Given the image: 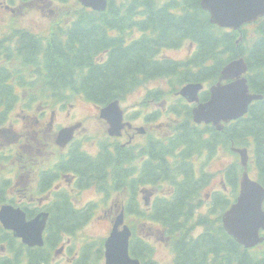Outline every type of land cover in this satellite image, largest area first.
Returning a JSON list of instances; mask_svg holds the SVG:
<instances>
[{"label":"trees","instance_id":"trees-1","mask_svg":"<svg viewBox=\"0 0 264 264\" xmlns=\"http://www.w3.org/2000/svg\"><path fill=\"white\" fill-rule=\"evenodd\" d=\"M58 1L67 8L68 3L75 0ZM108 1L106 12H95L80 4L75 6L77 13L72 19H58L45 39L20 27L22 25L14 17L9 34L0 35V125L16 106L51 108L53 100L60 99L64 104L77 97L79 92L99 107L115 100L122 101L136 88L158 84L165 78L174 85L169 93H154L155 101L172 98L177 92L174 91L178 88L176 85L202 81L215 83L226 64L239 56L244 57L248 65L251 90L264 97V18L244 30L243 41L237 48L239 34L212 25L208 13L200 6L201 0ZM165 28H170L169 33L163 30ZM177 31L179 39L169 40L177 36ZM185 40L198 47L194 60L177 63L159 58L163 50L176 49ZM142 111L145 116L146 108ZM184 119L188 118L183 117L177 123ZM185 123L184 135L178 140L184 149L183 159L169 163L154 160L150 179L141 181L139 189L147 184L160 192L170 187L178 193L173 203L177 205L183 201L193 206L192 211L194 207L202 206V193L214 180L212 184L216 190L221 188L220 184L231 189L235 198L244 169L232 147L250 149L248 171L264 185V99L255 102L246 117L225 126L223 131L206 126L197 128L191 119ZM196 145L200 147L198 158L191 153ZM170 148L172 152V144ZM104 150L103 182L114 189L113 194L117 192V209L123 205L129 209L126 213L129 219L145 221L136 214V218L131 217L132 211L139 207L136 198L139 190H135L130 179V151L117 144L116 159L114 145L106 144ZM223 154H233L234 160L224 165L220 161ZM204 162L207 163L203 165ZM214 168H217L215 179L210 173ZM6 188L0 184V205L7 202ZM150 195L152 191L146 194ZM216 200L211 208L213 216L208 213L198 218L197 224L193 222L194 226H204L198 241L201 240V251H205V256L212 252L210 264H264L263 245L245 249L224 231L222 225L219 226L220 219L216 214L227 210L233 199L225 201L218 195ZM159 203L161 208L151 219L159 223L161 229L169 230L171 225L166 227L164 224L166 206L162 201ZM51 213L44 248L23 247L0 224V244L7 243L10 252L7 257L0 254V264H49L64 235H74L78 229L74 224L78 219L70 216L80 212H59L55 208ZM64 214L71 222L63 225L59 216ZM136 225V221L133 222V226ZM149 234L153 236L151 232ZM169 236L172 242L180 240V229L175 226V230H169ZM146 240L137 241L132 254L143 264H159L153 258L157 249ZM180 242L183 245L185 240ZM183 259L187 261L185 257Z\"/></svg>","mask_w":264,"mask_h":264},{"label":"flooded vegetation","instance_id":"flooded-vegetation-1","mask_svg":"<svg viewBox=\"0 0 264 264\" xmlns=\"http://www.w3.org/2000/svg\"><path fill=\"white\" fill-rule=\"evenodd\" d=\"M43 1L0 0V12L2 13L0 35L9 34V27L12 25L17 13L21 16L29 12L23 11V5L27 4L33 7ZM163 30L169 33L170 28ZM178 34L179 31L176 32L177 37L172 40H178ZM193 46L194 44L191 43V49H194ZM207 85L208 83L205 84L204 91L198 93V101L195 102L180 97L177 92L174 93L172 98L155 101L154 93L148 91L146 93L148 99L142 103V105L147 106L145 107L146 115L139 114L138 105L133 106L131 111L123 108L124 122L130 123L132 129L126 127L121 136L115 137L107 134L108 124L106 120L101 119V108L99 107H95L99 111V117L89 118L88 120L102 123L105 128L95 132H91L88 127L86 129L83 122H78L77 116L72 113L74 108L71 107L19 108L17 113L20 117L16 121L21 125H24L22 124L24 122L27 127L36 126L35 131L36 133L41 131V136L33 134L28 136L27 133L25 135L24 133H15L14 130H9L11 135H7L1 131L6 140L0 146V160L4 162L0 164V184L6 187L9 182L8 193L13 196L16 203L23 205L29 213L34 210H45L48 205L59 202L58 206L64 205L61 208L56 207L59 212L73 210L80 212L70 216L71 219H78L77 224L80 225L88 224L98 216L116 217L117 213L125 208L121 205L117 209V192L114 194L113 202L110 201L107 205L104 201V196L111 197L114 189L109 185L105 186L103 182L106 159L102 154V141L107 138L112 140V145L116 150V159L117 143L126 151H130V179L133 186H135V190H139L141 181L150 179L154 160L169 163L183 159L184 149L179 146V139L172 143V152H170L171 144L166 140V137L170 134L168 127L172 128L180 119L187 117L191 119L197 128L206 126L208 129L211 127L216 129L213 123L199 124L195 118V109L209 100L206 92ZM161 87L164 89L162 92L169 93V89L172 87L169 78H165L161 82ZM161 95L164 96L165 94L162 93ZM80 123H83V125L81 129L76 131L75 138L71 143L64 146L57 145V137L62 128L73 127ZM1 127L2 125H0V129ZM160 130L164 131V136H159ZM22 135L25 138L33 137V143L26 141L25 144V141H22ZM122 139L127 140L123 142ZM79 140H83L84 143L77 144ZM191 153H194L198 158L200 155L199 145L192 148ZM17 167L19 176L28 174L23 179L24 184L21 185L16 180ZM146 192V189L141 191L143 194H146ZM172 195L173 193L168 191L164 196L166 206L164 224L166 227L171 225L169 230H175V226H177L180 229V240H185V243L182 245L180 240H176L171 244L168 252L169 256L167 254L168 264H210V261L213 260L212 252L205 256V251H201V240L198 241L200 231L204 230V226L200 224L193 225V222L197 224L198 218L201 217L197 215L194 218L195 211L200 209L194 207V211H192L193 206L183 201H180L177 205H171ZM85 197L88 198L87 201L84 200ZM145 199L147 200L146 197ZM62 200L64 201L62 202ZM210 201L211 194H207L204 206H202L203 209H208V202ZM68 218L67 214L60 215L59 221L64 225L71 222L68 221ZM57 225L62 224L57 222ZM155 226L157 225L149 222L145 228ZM169 230L163 229L160 235L161 241L168 246H170L171 241ZM262 235L264 236V231ZM100 241L77 242L75 247L74 244L72 245V238L61 244L60 248H64L62 253H60V250L57 251V247L53 255L60 258V260L66 259L65 262L69 264H105L106 258L101 257L102 247L97 245ZM209 244H211L210 239ZM262 244V250H264V242ZM184 248H186V252ZM54 257H52L51 264ZM183 257L187 261H184ZM202 257H207V259Z\"/></svg>","mask_w":264,"mask_h":264},{"label":"water","instance_id":"water-1","mask_svg":"<svg viewBox=\"0 0 264 264\" xmlns=\"http://www.w3.org/2000/svg\"><path fill=\"white\" fill-rule=\"evenodd\" d=\"M84 6L97 11H104L107 0H80ZM201 7L210 13V22L220 27L240 30L244 24L252 23L264 16V0H202ZM248 66L244 58L230 62L221 71L219 82L211 89L210 100L200 104L195 109V118L199 123H213L219 130L223 129V122L243 117L249 110L250 104L261 100L262 95L251 94L248 79L244 74ZM224 81H230L224 83ZM202 85H188L181 94L190 102L197 100ZM101 116L110 124L111 136H120L123 124V112L119 102L110 103L101 111ZM79 127L65 128L59 133L61 144H67L73 139L75 130ZM241 155V162L245 168L241 183L240 195L235 204L224 214L223 223L227 233L241 245L247 248L256 246L262 238L260 231L264 230V187L250 178L248 173L249 151L237 149ZM122 215L117 220V227L122 225ZM0 219L8 230L14 231L16 238L34 247L43 246V232L48 214L38 215L27 221L26 214L21 209L3 207ZM120 220V221H119ZM119 233V232H118ZM112 233L106 243V264H141L138 259H132L129 254V230Z\"/></svg>","mask_w":264,"mask_h":264},{"label":"rangeland","instance_id":"rangeland-1","mask_svg":"<svg viewBox=\"0 0 264 264\" xmlns=\"http://www.w3.org/2000/svg\"><path fill=\"white\" fill-rule=\"evenodd\" d=\"M45 2L49 3L48 0H45ZM28 9H29L28 13L21 15V16L17 13V16H16L19 18L23 27H27V28L29 27V29L33 33H36V29L39 28V30H41V28H44L50 24L48 20L51 14L47 15L44 12H42L38 5L34 6L33 8H28ZM52 10H55V6L53 7ZM23 11H26V9ZM1 14L2 13L0 12V18L2 17ZM9 19H10V16H9ZM0 27H1V23H0ZM192 52H191V44L189 42H185L176 49H165L161 53V56L165 58H171L175 60L184 61V60H187V58L190 56ZM159 86H160V83L158 84L155 83V84L149 85L148 87L147 85H142L136 88L134 92H131V95L126 97V100L124 101V103L120 102L121 107L132 108L133 106L138 105L137 109L141 110L142 108H144V105H142V103L145 102L146 92L148 90H153L154 88L159 87ZM19 107L20 106H16L13 110H11L8 113V118L5 119L8 121L6 123L7 129L11 128L8 124H11L10 122L13 120L15 123L13 124L12 127L16 133H24V135L27 133L28 136H30L31 134L41 136V131L36 133L35 131L36 126L27 127L25 126L24 122H22V124L24 125H21L20 123H18V121H16V119H19L20 117V115L17 113V110L19 109ZM67 107L74 108V111L72 113L77 116V120H79L78 122L84 123L86 129L88 127L91 132L104 130L105 127L102 125V123H98L93 120H88L89 118L99 117V111L95 108L96 106L85 103L83 100L79 99L75 101L74 103L68 105ZM131 110L132 109H129V111ZM83 123L79 124V128L82 127ZM159 133H160L159 136H164L163 130H160ZM47 136L50 137L51 135H47ZM32 138L33 137L25 138V136H23L22 141H25V144H26V141L33 143ZM126 140L127 139H122L123 142H125ZM240 149H243V147H240ZM250 159L251 158L249 157V160ZM232 160H234L233 154L231 155L223 154L220 157V161L224 162L225 163L224 165L231 163ZM212 190H213V186L210 188V191ZM113 199H114V196H113ZM113 199H112V202H113ZM84 200L87 201L88 198L85 197ZM206 209L207 208H204L202 210H206ZM117 220H118L117 216L116 217L98 216L97 218H95V220H92L91 222L86 224L81 230L77 231V234L74 237H76V239L78 240L77 242H83L85 240L92 242L94 240H97L103 237H108V235L115 232ZM114 222H115V227L113 226ZM161 231L162 230H160L158 226L144 228V231L141 232L140 235L145 237L150 243H152L153 245L157 247V253L154 255V258L157 259L161 264H168L169 258L167 257V254L169 252V247L168 245L159 241ZM199 231L200 229L198 230V232ZM118 232H121L120 227H117V233ZM149 232H151L153 236H149ZM67 239H69V237H66L65 241ZM65 260L64 259L60 260V258L55 257L52 264H68L65 262Z\"/></svg>","mask_w":264,"mask_h":264}]
</instances>
